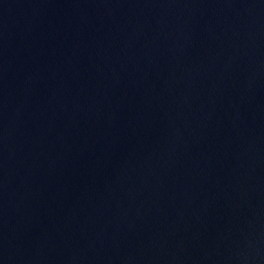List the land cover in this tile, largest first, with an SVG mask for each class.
I'll use <instances>...</instances> for the list:
<instances>
[{"label": "water", "instance_id": "water-1", "mask_svg": "<svg viewBox=\"0 0 264 264\" xmlns=\"http://www.w3.org/2000/svg\"><path fill=\"white\" fill-rule=\"evenodd\" d=\"M0 264H264V0H126L1 69Z\"/></svg>", "mask_w": 264, "mask_h": 264}]
</instances>
